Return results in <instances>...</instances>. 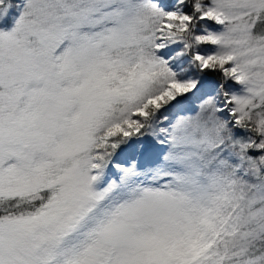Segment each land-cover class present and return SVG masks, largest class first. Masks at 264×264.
Returning <instances> with one entry per match:
<instances>
[{
	"label": "snow or ice",
	"instance_id": "obj_1",
	"mask_svg": "<svg viewBox=\"0 0 264 264\" xmlns=\"http://www.w3.org/2000/svg\"><path fill=\"white\" fill-rule=\"evenodd\" d=\"M0 264H264V0H0Z\"/></svg>",
	"mask_w": 264,
	"mask_h": 264
}]
</instances>
